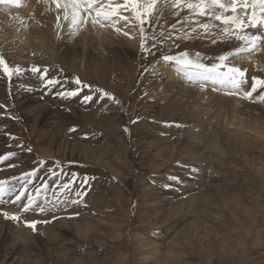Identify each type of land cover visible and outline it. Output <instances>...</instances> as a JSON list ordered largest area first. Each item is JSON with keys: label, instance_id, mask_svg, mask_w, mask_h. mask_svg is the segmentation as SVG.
<instances>
[{"label": "rangeland", "instance_id": "1", "mask_svg": "<svg viewBox=\"0 0 264 264\" xmlns=\"http://www.w3.org/2000/svg\"><path fill=\"white\" fill-rule=\"evenodd\" d=\"M243 3L238 0V5ZM158 7L144 25L145 49L139 47L132 55L115 59L112 68L95 74L89 68L77 74L58 58L42 66L33 63V57L9 56L0 44L6 63L20 68L11 77L0 71V156L14 154L0 162V181H6L8 189L0 197V217L10 221L19 246L29 245L33 251H20V256L10 259L9 242L4 241L7 234L0 233V264H18L19 260L30 264L36 260V264H264V139L243 146L241 140L223 132L219 145L223 153L214 151L205 142L207 137L203 140L196 134L203 129L205 136L213 127L220 131L219 124L196 108L169 101L164 96L169 78L160 79L156 72L164 55L187 52L195 58L199 53L200 61L211 65L241 42L223 37V27L215 29V20L208 16L189 19L186 8L167 7L163 0ZM194 21L214 27L205 33ZM260 30L251 33L259 35ZM263 44L257 53L239 54L242 58L237 64L227 63L245 71L244 92L251 90L253 77L264 79ZM33 66L41 71H31ZM56 67L64 76L55 75ZM53 79L58 83L49 86L47 81ZM192 86L202 90L197 83ZM73 90H78L76 96L66 95ZM259 90L264 91L257 89L247 100L243 94L230 98L235 105L263 107ZM33 95L54 101L46 107L59 115L40 117L36 123L27 120L26 113L33 107L25 97ZM86 96L91 99L85 101ZM52 129L97 152L88 149L87 156L69 151ZM34 170L35 176L26 175ZM65 184H69L67 190H63ZM17 195L21 199L13 203ZM29 196L35 204L23 212ZM189 199L192 204H184ZM4 212L21 219H5ZM58 220L77 223L66 231L53 227L60 231L61 241L49 228ZM25 221H36V230L26 227ZM62 226L67 227L65 222ZM21 239L29 244H22Z\"/></svg>", "mask_w": 264, "mask_h": 264}, {"label": "bare ground", "instance_id": "2", "mask_svg": "<svg viewBox=\"0 0 264 264\" xmlns=\"http://www.w3.org/2000/svg\"><path fill=\"white\" fill-rule=\"evenodd\" d=\"M121 2H122V0H121ZM249 2H250V0H249ZM185 11H188V10H185ZM216 11H217V9H216ZM248 11H250V8L248 9ZM219 12H220V10H219ZM238 12H241V9ZM230 13H231V11H229L225 14L230 15ZM57 15L60 16V25L61 26L59 28L56 27ZM205 18L207 19L206 16H205ZM20 21H23V23H20ZM215 22H216V25L214 27L215 29H217V27H219V26L224 27V25H222L220 21H215ZM117 27H119L123 33L128 32L129 35H124L122 33H121L122 34L121 35L120 34L121 31L120 32L114 31L112 29V27H110V26L105 27V28H100L99 26L93 27L90 22L87 26L81 28L77 34L73 35L72 32L70 31L68 21L64 20V18H63V10L62 9H60V10L56 9L55 5H52L48 2H46V0H22V4L20 7H15V6H11V5H0V44H2L1 47H3V49H4L3 51H6L5 53H7V55H9V56L15 55L21 59L33 57L34 62H33V59H32V62L35 64H38V65H42V66L43 65L47 66V65H50L52 63H55V60L58 58L69 69L74 70L77 74L80 73V71H82L83 69L85 72L86 68H89L90 73H92V74L98 73L97 71L105 69L107 66L110 68L112 65V62L115 61V59H118L120 57L125 58L126 56H128L130 54L132 55L136 50L139 49L141 40H140V34H139L138 28H135L132 25L125 27V25L122 21L117 25ZM219 29L217 31H219ZM251 29L252 28H248V29H246V31L253 32L252 30H254V31L259 30V28L252 29V30ZM261 29L262 30H260L259 33L258 32L257 33L259 35H264V30H263L264 28H261ZM220 35H221V33H220ZM217 36H218V34H217ZM224 40H226V39H224ZM236 44H237V42H236ZM263 47H264V44H263ZM134 55H136V54H134ZM255 57H257L256 54H255ZM229 58H230V61H227V63H230V64L232 63L234 65V64H237V62H239L242 57L238 56V55H232ZM21 59H20V61H21ZM27 60H30V59H27ZM23 61H24V59H23ZM23 61H21V62H23ZM235 61H237V62H235ZM249 61H251V60H249ZM253 61H255V60H253ZM260 62H261L260 65L264 66V56L262 57V60ZM250 65L252 67L257 66L256 63H252V62ZM55 69H56V73H57L55 75L57 77L58 76H60V77L64 76L63 72L60 71V69L58 67H56ZM156 72H158L160 79H164L165 77L169 78L168 82L166 83V87L164 89V96L169 101H171L175 105H181L183 107H188L190 109L196 108L197 109L196 111H198V113L205 115L209 120H214L217 122V124H219V126H220L219 130L220 131H218L215 127H213L212 130L209 131V133L206 134L205 136H203V131H204L203 129H201V131H198V132L196 131L197 137L202 136L200 138H202L203 140L205 137H207L205 139V142H208V146H210V148H212L214 151L218 152L220 149L219 148V145L221 143L220 138L225 136L223 134V132L230 133L236 139L241 140L240 143L243 146L246 144L247 145L248 144L249 145L250 144L256 145L257 144L256 142H258V144H259L261 141H263L262 138L264 139V106H263L264 104L262 105L263 107H261L260 105L259 106L258 105H249V104H244V103H241L240 106L235 105L232 103L234 100H232L230 98L232 95L229 96L226 94V88H224L221 85H214L210 81L204 83L203 86H201V84L197 83V85L200 86L202 88V90L196 91L195 88L192 86L193 83H191L183 73L178 71V66L176 65V63L175 64H167V62H165L164 60H161L158 62L157 66H156ZM42 76H44V75H42ZM159 77L157 76V78H159ZM245 77H247V76H245ZM145 79H147V78H145ZM40 84H41V82H40ZM153 84H154V82H153ZM245 85H246V82L238 90L237 94L239 96L244 93V90H247ZM150 87H152V86H150ZM259 91H261V90H259ZM39 96H40V93H39ZM234 96L232 98L235 99ZM239 96H237V97L240 98ZM252 96H254V95H252ZM206 97H207V99H206ZM237 97H236V99H238ZM240 100H242V99H240ZM251 100H253V99H251ZM25 101H29V103L32 104V107H33V108L31 107L33 109V111H31L30 113H26V118H27V120L29 119V121L31 120L33 122L35 119H38V118L40 119V117H42V118H52L53 117L54 118V116L59 115V114H57L58 111H56L55 109L49 110L48 107H46L47 103L51 104L54 101L53 102H50L49 100L41 101L40 99H37L36 96H34V95L31 97L26 96ZM254 101H257V100H254ZM251 102H253V101H251ZM260 103H261V101H260ZM31 108H30V110H31ZM38 113L40 114V116L37 115ZM62 115H64V114L62 113ZM48 116H50V117H48ZM35 123H36V120H35ZM115 123L117 126L119 125L118 122H115ZM61 125H63V124H61ZM191 126H193V125H191ZM115 128L119 130L118 127H115ZM200 128H202V127H199L198 130H200ZM59 131H56V129L53 130L55 137H57V139L61 140L60 143L64 148L69 149V151H71V152H75V151L76 152H83V154H86L87 156H88L87 151H88V149H90V150H92L93 154H95L96 149L87 148L85 146H82V144H80V143H79L80 145L75 144V143L69 141L67 138H64L63 134H61ZM248 132H249V134H247ZM200 133H201V135H200ZM250 133L254 134L255 137L250 135ZM192 136H194V135H192ZM197 137H195V138H197ZM197 139H195V140L197 141ZM199 144H201V143L199 142ZM199 144H198V146H199ZM49 147H50V144H48V146L46 148H44V150H48ZM202 149H203V147H202ZM219 152L223 153L222 150H220ZM96 156H98V154ZM184 202H185L184 204L191 205L192 199L185 200ZM182 204L183 203H180V206H182ZM69 221H71V220H69ZM64 222L66 223L67 227L62 226V223H64ZM9 223H10V221H9ZM9 223L7 221H4L0 217V233L2 235H3V233L7 234V237L5 236L4 241H5V243L9 242V247L11 250V251L8 250L10 252L9 254H11L10 259L12 258V255H14V254L18 255V253H20V251H21L20 254H22L23 252H27V251L29 253L33 252V251L29 250V247H28L29 242H27V240L22 241V239H21L22 244L28 243V244H26V245H28V246H26L27 248L23 247L25 244H23L21 247L19 246L20 240H18L15 236V234L17 232H15V230L13 229L12 226H9ZM75 224H77V223H75L74 221H73V225H72L68 221L63 220V222H59V220H58V222L56 224H54L53 226L51 225L50 227L48 226V227L51 228L52 234L54 235V237H57L61 241V238H59V235H58L60 233V231L58 229L54 230L53 227L57 226L58 228L66 231V229L69 226L74 227ZM83 225H84V223H83ZM92 228L93 227H91V229ZM204 228H205V226H204ZM79 230H81V229L78 226H76V231L80 232ZM84 230H88L86 226L84 227ZM12 231H13V233H12ZM205 231H206V229H205ZM9 233H12V234L9 235ZM18 236H19V233H18ZM31 246L32 245L30 243V247ZM18 256H20V255H18ZM37 262L38 261L36 260L33 264H36ZM17 263L18 264H30L28 260L27 261L24 260V262L19 260ZM31 264H32V262H31Z\"/></svg>", "mask_w": 264, "mask_h": 264}, {"label": "snow or ice", "instance_id": "3", "mask_svg": "<svg viewBox=\"0 0 264 264\" xmlns=\"http://www.w3.org/2000/svg\"><path fill=\"white\" fill-rule=\"evenodd\" d=\"M46 2L55 5L56 9L63 10V18L68 21L70 31L73 35L87 26L89 22L93 27L99 26L100 28L112 27L114 31L120 32L121 29L117 25L122 21L125 27L132 25L138 28L140 34V47L145 49V28L144 25L150 22L154 13L159 10L158 5L161 0H46ZM22 0H0V5H11L20 7ZM163 4L173 9H187L190 13L189 19L197 16H208L215 21H220L224 25L222 34L224 37H234L237 41H240V47L233 52H229L225 55H220L216 58L217 63L211 65L204 64L200 61L199 53L195 58L189 56L187 52L180 53L175 56L164 55L162 59L165 62L174 61L178 66V71L183 73L186 78L193 84L199 83L203 86L206 82H211L214 85H221L226 88L227 95H235L238 93L240 87L246 82L245 71H241L239 67L228 66L227 61L232 55H239L241 53H252L258 51L260 44L264 42V35H256L246 31L248 28L257 29L264 28V0H244L243 4L238 5V0H163ZM240 7L241 12L237 9ZM250 8V11L248 9ZM216 9H219L218 13ZM231 11V15L225 13ZM179 14L178 12L176 13ZM56 27L59 28L60 16L56 17ZM200 29L205 33H208L211 28L214 27L210 23H199L194 21ZM23 23V21H20ZM193 32L197 31L196 28L192 29ZM124 35H129L128 32H124ZM216 41L214 40L213 43ZM0 71L9 77L14 72H19L20 68L10 67L3 55H0ZM31 71L40 72V68L33 66ZM46 73V69L44 70ZM77 85L80 84L79 79L74 81ZM58 83L57 80H48L49 86H55ZM257 89H264V79L252 78L251 90L243 93L242 98L250 99L253 93L257 92ZM215 90V89H214ZM101 91V90H97ZM78 90L67 92L68 96H76ZM104 96H109L108 93L103 92ZM64 95V93H62ZM114 99V97H109ZM261 101H264V92L259 97ZM85 101L90 100V96H86ZM13 153H8L4 156H0V162L11 159ZM35 170L26 174L27 176H35ZM84 183H87L85 178ZM7 182L0 181V197H3L7 191ZM69 184L63 186V190H67ZM39 192V188L37 189ZM23 195V193H21ZM21 195H17L16 201L21 199ZM78 196H82L83 193H77ZM73 203H79V201H73ZM35 204V198L28 197V203L24 204L21 211L28 212L32 210ZM40 211H45V208L40 206ZM5 219L19 222L21 217L17 214L3 213ZM36 221H25V226L36 230Z\"/></svg>", "mask_w": 264, "mask_h": 264}]
</instances>
